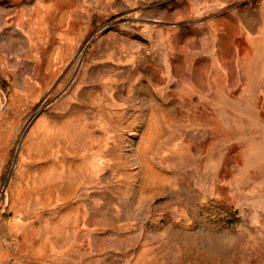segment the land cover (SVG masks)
Instances as JSON below:
<instances>
[{
	"label": "rangeland",
	"instance_id": "rangeland-1",
	"mask_svg": "<svg viewBox=\"0 0 264 264\" xmlns=\"http://www.w3.org/2000/svg\"><path fill=\"white\" fill-rule=\"evenodd\" d=\"M0 264H264V0H0Z\"/></svg>",
	"mask_w": 264,
	"mask_h": 264
}]
</instances>
